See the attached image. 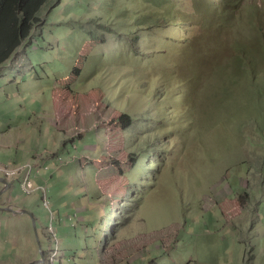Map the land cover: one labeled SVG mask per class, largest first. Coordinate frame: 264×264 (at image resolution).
<instances>
[{
	"label": "rangeland",
	"instance_id": "rangeland-1",
	"mask_svg": "<svg viewBox=\"0 0 264 264\" xmlns=\"http://www.w3.org/2000/svg\"><path fill=\"white\" fill-rule=\"evenodd\" d=\"M48 7L1 65L34 62L44 77L58 66L56 93L76 96L89 126L107 128L106 154L82 158L87 171L59 184V191L100 194L91 197L101 216L85 263L264 264V0H62ZM86 129L69 128L62 147L74 148ZM61 153L50 152L60 165L67 160ZM0 166L10 183L0 181V212L26 213L1 208L13 187L39 194L48 213L49 184L34 176L49 167ZM77 212L69 215L73 224ZM12 223L13 236L24 237L28 225ZM47 237L42 262L19 240L16 248L0 244V264H48L52 252L50 264H59V232Z\"/></svg>",
	"mask_w": 264,
	"mask_h": 264
},
{
	"label": "crops",
	"instance_id": "crops-1",
	"mask_svg": "<svg viewBox=\"0 0 264 264\" xmlns=\"http://www.w3.org/2000/svg\"><path fill=\"white\" fill-rule=\"evenodd\" d=\"M34 64L32 62L30 66H9L8 63L0 66V163L22 164L29 161L36 168L34 172L39 167H49L46 171L41 170L39 174L37 172L34 180L49 184L50 200L57 210L59 221L56 220L57 224H54V219H50L47 211L41 208L39 194L30 197L21 195L12 187L3 195L6 201L1 200L2 205L19 206L30 211L36 221L37 233L29 213L14 214L1 210L0 217L9 221V225L0 226V244L4 248H16L19 240H24L25 247L36 248L35 256L40 255V258L33 260L38 262L41 254L37 253L44 252L41 245L44 247L48 243L46 225L53 223L58 227L65 251L59 264H86L87 248L91 243L95 245L97 242L95 238L91 241L90 230L95 233L96 220L101 216V209L98 210V206L91 202V197L97 200L100 194L98 191L83 190L82 187L59 191V184L69 183L74 175L87 171L80 168L82 158L95 159L97 157L93 154H106L103 152V144L108 136L107 128L105 124L99 127L97 125L96 128L89 126L92 118H83L80 111H76L79 109L75 103L76 96L56 93L55 90L60 88L57 78H61L56 77L58 66L56 74L49 72L50 75L46 74L44 77L37 72ZM94 122L96 120L92 123ZM79 125L87 126V129L78 138H73L75 149L68 144L62 147L64 139H67L65 132ZM52 151L62 152L67 159L65 164L60 165L56 156L50 154ZM76 212L78 222L73 224L69 215ZM19 218L28 225L29 230H21L25 233L24 237L18 235L19 231L15 236L12 234V226L15 225L12 222ZM215 263L225 264L218 260Z\"/></svg>",
	"mask_w": 264,
	"mask_h": 264
},
{
	"label": "trees",
	"instance_id": "trees-1",
	"mask_svg": "<svg viewBox=\"0 0 264 264\" xmlns=\"http://www.w3.org/2000/svg\"><path fill=\"white\" fill-rule=\"evenodd\" d=\"M61 2L62 0H0V65L21 45L24 39L30 37L38 28L45 14L43 8L47 5L51 7L55 3L58 5ZM172 15L173 12H171V17ZM86 31L89 35L96 33L93 29ZM150 32L151 30L143 33L141 37L147 36ZM158 39L160 38H157V41ZM153 41H156L155 37L149 36L148 43ZM180 92L183 95L187 94L185 89ZM152 126L156 127L155 124Z\"/></svg>",
	"mask_w": 264,
	"mask_h": 264
},
{
	"label": "built area",
	"instance_id": "built-area-1",
	"mask_svg": "<svg viewBox=\"0 0 264 264\" xmlns=\"http://www.w3.org/2000/svg\"><path fill=\"white\" fill-rule=\"evenodd\" d=\"M0 170H4V168H2L0 166ZM30 183L31 182H29V186H30ZM42 204L48 209V213L50 215V219H54L53 218V216L55 215L54 214V210L51 207L50 197L48 196L47 193H44V196H43V199H42ZM53 223H50L51 225H50V228H48V230H49L48 232L51 233V235L53 236L54 239H56V237L58 238V232H57L56 226ZM52 257H54V252L51 253V256H50V258L48 260V264L51 263Z\"/></svg>",
	"mask_w": 264,
	"mask_h": 264
},
{
	"label": "water",
	"instance_id": "water-1",
	"mask_svg": "<svg viewBox=\"0 0 264 264\" xmlns=\"http://www.w3.org/2000/svg\"><path fill=\"white\" fill-rule=\"evenodd\" d=\"M0 181H1V182H4V183L6 184V185H5L6 188H7V186L10 185V183H9L6 179H4V178H2V177H0ZM8 207H9V206H7V207H1V208L3 209V208H8ZM24 210H25L26 213H29V214L32 216V218H33V222H34V228H35L36 233H37L36 221H35V219H34V217H33V214H32L30 211L26 210V209H24ZM44 255H45V253L42 252L41 257L43 258ZM42 258H41L40 260H38V262H42V261H43Z\"/></svg>",
	"mask_w": 264,
	"mask_h": 264
},
{
	"label": "bare ground",
	"instance_id": "bare-ground-1",
	"mask_svg": "<svg viewBox=\"0 0 264 264\" xmlns=\"http://www.w3.org/2000/svg\"><path fill=\"white\" fill-rule=\"evenodd\" d=\"M49 218H50V215H49Z\"/></svg>",
	"mask_w": 264,
	"mask_h": 264
}]
</instances>
